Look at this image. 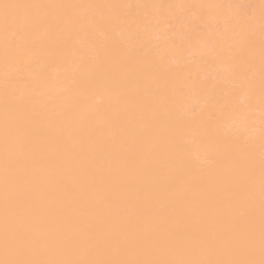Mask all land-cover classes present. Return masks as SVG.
Segmentation results:
<instances>
[{"label":"bare ground","instance_id":"obj_1","mask_svg":"<svg viewBox=\"0 0 264 264\" xmlns=\"http://www.w3.org/2000/svg\"><path fill=\"white\" fill-rule=\"evenodd\" d=\"M262 260L264 0H0V264Z\"/></svg>","mask_w":264,"mask_h":264},{"label":"snow or ice","instance_id":"obj_2","mask_svg":"<svg viewBox=\"0 0 264 264\" xmlns=\"http://www.w3.org/2000/svg\"><path fill=\"white\" fill-rule=\"evenodd\" d=\"M7 7V6H6ZM261 264H264V260L261 261Z\"/></svg>","mask_w":264,"mask_h":264}]
</instances>
